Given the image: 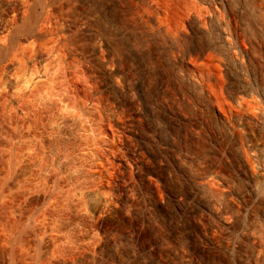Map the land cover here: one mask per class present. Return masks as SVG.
Masks as SVG:
<instances>
[{
	"label": "rangeland",
	"instance_id": "1",
	"mask_svg": "<svg viewBox=\"0 0 264 264\" xmlns=\"http://www.w3.org/2000/svg\"><path fill=\"white\" fill-rule=\"evenodd\" d=\"M229 2L234 10L238 9V18L243 25L247 43L245 44L248 48L253 52L259 49V46L264 47V35L260 34L256 27L255 10L258 8L259 1L242 0L240 3V0H229ZM243 3H246V6ZM85 4L86 14H95L98 18L100 17L92 25L91 38L74 31L73 36L63 45V48L65 47L66 51L69 49L74 51L78 47V50L74 51L73 70H76L75 66L77 68L81 65L77 56L83 57L81 61L89 62L92 70L96 69L100 73L96 84L90 85L87 77L81 75L77 79L81 83L79 85L77 82L81 93L79 98L76 95L77 88L74 89L75 85L71 79L61 76L57 80L59 82H55L58 88H55L54 97L50 101H39L32 96L34 99L32 97L24 99L17 109L10 103L8 96L1 95V92L4 94V90L0 89V264H65V262L66 264H126L128 259L126 253L135 255L141 264H236L235 256L228 257L229 255L225 254L226 241L223 247L215 248H208V245L202 242V231L209 230L211 226L217 228L216 220H204L208 213L203 210L192 214L186 209V212L178 214L176 208L179 204L174 197L176 194H182L184 196H182V202L187 205L190 202L192 204L204 202L207 206L214 198L225 201L227 191L216 179H210L206 189L196 194L197 185L194 178L196 174L208 169L205 165L206 160L212 157V159H218L217 157H221L230 148L236 153L237 148L241 146L239 140L231 141L225 137L222 124L212 118L209 110L202 106L203 99L200 92L175 74L174 56L178 54V50L180 52L193 50L201 53L208 39L217 38L214 22L211 24L212 29L205 33L199 29L198 23L192 21L194 15L204 20L208 14L213 13L211 12L213 9L201 0H85ZM239 5L245 8L241 7L239 11ZM65 9L67 11V8L59 7V14L66 13ZM19 35L14 34L13 38L17 39ZM95 36L98 39L105 37L104 53H108L110 60L115 62L114 66L120 70L124 85L126 84L125 86L136 93L134 104H130L125 92L109 84V76L102 68L103 54H92L93 41L98 40ZM41 45L37 46L38 53L41 49H51V46L47 47L44 43ZM36 51L34 50V53L31 51L30 55L33 58L38 56ZM6 56L7 53L0 56V63ZM263 60L259 62L253 59L252 63V77L259 79L258 81H264V71L257 72L260 67L264 68ZM64 61L61 60L62 63L59 65L65 72L70 67L67 61ZM50 64L52 63L47 62L45 67L37 64V67H33V71L43 70ZM20 67L18 72L23 71V67ZM255 71L257 77L254 75ZM232 73L230 71L226 77L230 91L239 82L237 76L235 74L233 76ZM30 76V74L27 75L25 85L31 87L32 91L34 87L31 81L32 76L31 78ZM4 80L6 81V76L2 67L0 68V85L4 83ZM108 84L111 87H105ZM63 87L69 89L70 93L68 92L66 96L60 90ZM65 102L67 105L70 103L69 107L77 109L78 117L81 118L73 123L75 124L73 128L77 130L80 139L69 134L50 136L46 132L55 120L61 121L60 110L61 106L63 109L67 107ZM109 108L114 109L119 116L121 115L119 122L122 120L121 122L125 123L120 122V126L117 123H110V126L104 119ZM136 110L140 112V115L135 113ZM197 121L201 122L200 125L202 124L199 136L192 132L194 123ZM63 122L61 126L64 129L67 122L65 120ZM242 123L240 127L242 130L245 129L243 132H246L242 134V139L258 143L262 139V132L254 123ZM122 125L125 127L121 128ZM126 125L129 126L126 127ZM127 128L136 132L130 133ZM40 147H43V150ZM59 148L62 152H68L69 149V152H77L79 155L82 151L91 150L92 155L94 154L91 160L95 163L90 161L84 164L81 163V159H78L81 165L79 161L76 162L77 160H71L73 163L70 164H67L70 161L60 163L64 167L66 164L67 167L72 165L81 172L78 173V178L80 177L78 182L73 181L74 189L70 192L68 187L64 185L63 189V185L59 184L61 171L66 169L59 164L56 171L60 177L58 176L55 185H49L50 188L47 186L39 188L36 186V188L33 187L34 185L30 186L31 188H25V181L30 182L36 178L47 165L48 151L51 152L50 154H56ZM133 148L143 153V160H145L139 170L135 168L133 157H131ZM235 159L236 157H233V160L223 162L221 173L229 177L237 188L243 190L246 181L240 176V164ZM59 167L62 170H59ZM150 171H154L155 175H149ZM150 179L158 187L157 197L160 196L159 198L165 204L161 210L155 209L150 200ZM99 186L111 194V197L117 198H113L114 202L116 200L114 204L117 205V209L122 211L128 208L131 211L129 215L124 216L125 218L120 216L110 218L103 215L105 217L101 216L99 219L91 217L87 223L85 221L84 233L92 231L94 235L87 242L89 248L87 245L82 249L72 247V242L69 240V242L61 241L56 246H47L45 240L48 237L44 230L49 220L42 214L57 202L56 196L63 197V199L59 197L64 204L63 211L66 210L62 211V218L68 221L76 216V210L84 209L86 206L84 201L78 203L77 208L70 204L73 191L82 189L86 191L91 187ZM128 186L132 188L133 195L141 191L144 200L138 199L133 206L126 204L122 189ZM66 188L68 191L65 190ZM187 194L190 195L189 203L185 199ZM235 208L237 210L238 206L235 205ZM244 219L245 217H241V221ZM101 223L104 228L101 227ZM135 228L143 239L140 243H137L134 238L132 231ZM10 229L16 230L18 247L22 253L15 259L6 258V254H3L4 247L8 245ZM113 238H116L117 242L114 243ZM189 242L200 251L197 255L189 256L190 260L184 262L182 256L184 250H188ZM151 244H154L153 248H149ZM91 250L92 252L96 250L97 257H94ZM263 261L264 259L261 258L260 262Z\"/></svg>",
	"mask_w": 264,
	"mask_h": 264
},
{
	"label": "bare ground",
	"instance_id": "2",
	"mask_svg": "<svg viewBox=\"0 0 264 264\" xmlns=\"http://www.w3.org/2000/svg\"><path fill=\"white\" fill-rule=\"evenodd\" d=\"M1 1L2 3L0 4V56L3 53H7V56L2 61V63H0L1 64L0 68L3 67V71L6 76V81L4 80L3 81L4 83L0 85V89H2V91L4 90V94L1 92V90L0 92L1 95H3L4 97L5 96L9 97L10 103L14 107H16V109L17 107H19L20 103H22L24 99L26 98L28 99L29 97L32 96H34L35 99L37 98V100L39 101H43V102L50 101L52 97H54L55 88H58V86L57 87L55 86L56 84L55 82L61 76L69 77L71 79V81L75 85L74 89L77 88L76 95L79 96V98L81 93L79 91L80 86L78 89L77 79L81 77V75L87 77V82L90 85L96 84L98 76L100 77L99 75L100 73L96 69L92 70V67L90 66L89 62L85 60L81 61L83 57L77 56V59L80 60L81 65L77 68H75L76 67L75 66L74 69L76 70H73L72 66L75 57L74 51H77L78 47L77 50L74 51H72V49L69 48H68L69 50L66 51L65 50L66 48L65 47H64L65 49L63 48V45L70 40L71 36H73L74 31L75 32L77 31L78 34L83 35L85 37L88 36L90 37L92 34V27H93L92 25L96 20H99L100 18V17L98 18L97 17L98 15L96 16L95 14L92 15L86 14L85 0H1ZM201 1L210 8H212L213 11L211 12L213 13L208 14V16L204 18V20H201V18L198 17V15H194L192 21L198 23L199 29H201L205 33L209 32L210 29H212L211 24L214 22L215 23L214 29L217 31L216 33L218 34V36L216 39L215 38L208 39L206 47L204 51L201 53H197L196 51L193 50H189V51L187 50L182 52L178 50V54L174 56L175 59L174 62L176 65L175 74L185 79L187 82L193 85L197 89V91L200 92L201 97L203 99L202 106L207 110H209L208 112L212 116V118H215L217 121H219L222 124V128H223L222 130L225 137L231 141L233 139L239 140L241 146L237 148L236 153L231 148L230 150H226L224 154L221 155V157L220 156L217 157L219 160L216 158L212 159L213 157L211 159L206 160L205 165L208 166V169L202 173L196 174L194 178V182L197 185L196 194H199L203 189H206V185L208 184V182H210L209 181L210 179H216L219 182V184H221L227 191V197L225 198L226 200L224 201L219 198H214L209 202L207 206H205L204 202H200L199 204H194V202L193 204L191 202L189 203L188 200L190 199V195L187 194L185 197V199L189 203L187 205L186 203L182 202L183 195L180 193L181 195L179 194L174 195L175 200L179 204V206L177 205L178 207L176 208V212L178 214L179 212L183 213L186 212V209H188L192 214L193 213L197 214L202 210L207 211L208 213V214L206 213L207 217L203 219L204 220L213 219L216 220V222L218 223L216 224L214 222L217 225V228L211 226L209 230L202 231V236H203L202 242H204L206 246L208 245V248L211 247L215 248L221 246L223 247L224 245L223 243L226 241L227 245H225L226 247L225 254L227 253V255H229L228 257L235 256L236 264H260V263L263 264L264 261L260 262V260L261 258L264 259V81H258L259 79L257 80V78L255 79V77L253 78L251 73V68H252L253 59L259 62L264 59V47L259 46V49L253 52L248 48V45H246L247 43L244 35L243 25L240 23L238 18V13H237L238 9L234 10L233 7L230 6L229 0H201ZM240 1H241L240 3H242V0ZM247 1L245 0V2ZM258 1H259V5L257 10H255V15L257 17L256 27L260 32V34L264 35V0H258ZM243 5L246 6V3H243ZM245 6L239 5L238 6L239 11L242 8H245ZM59 7L61 9L67 8V11L65 9L66 13L64 12L65 14L64 13L59 14L60 13L58 12ZM158 18L159 17H157V19ZM14 34H20L19 38L17 39L13 38L17 36V35L14 36ZM93 35H94V31H93ZM95 38L97 37L95 36ZM94 41H93L92 54L95 55L103 54L102 68L105 71V73L108 74L109 76L110 79L109 84L113 86L115 89L117 88V90L119 89L125 92L129 97L128 100H130L129 101L130 104H134L136 100V93H134L133 90L130 89V87L128 88L127 86H125L126 84L124 85V82L122 80L123 77L121 76V72H119L120 70H118L117 67L114 66L115 62L113 63L112 60H110L108 53L106 52L104 53V48L106 43L105 37L99 38L98 40L94 39ZM42 43L46 44L47 47L51 46V49L50 50L41 49L39 50L38 53L37 46L41 45ZM34 50L35 51L37 50L35 52L36 54L38 53L37 54L38 56H36V58H33L30 55L34 53ZM64 57L65 59H63ZM61 60L63 62H65L64 60L67 61L70 67V68L68 67L69 70H66L65 72L63 71V68L60 67L59 65V63H62ZM47 62L52 63L50 64L51 66L49 65L50 67L47 66L48 68L46 67L43 70L37 69L38 71L36 70L33 71V67L34 66L37 67L36 66L37 64H41L40 66L45 67V64H47ZM20 66L23 67V71L21 70L22 73L20 71L19 72L17 71L19 68H21ZM259 70L263 73L264 68L260 67L257 72H259ZM230 71L233 72L232 73L233 76L235 74L239 80L237 86L233 87L231 91L229 90L228 88L229 86L226 82V77L229 75ZM28 74L32 76L31 81L33 82L32 86L34 87L32 88V91L30 90L31 87L29 88V86L25 85V81H27L26 77ZM254 75L256 76V71ZM80 84L81 83H79V85ZM109 84L105 87H109L110 86ZM60 90L63 91L65 96L69 92L68 91L69 89L67 87H63ZM101 96H103L102 93ZM34 98L32 97V99ZM66 102H65V106L68 104V102L67 104ZM69 106L70 103L64 109L61 106V110H60L61 114L59 113L60 114L59 117H61V121L65 120L67 122L66 127H64L63 129V126H61V123L64 124L63 121L59 122V120L58 121L55 120L54 123H52V125H50L49 129L46 131L48 135L51 136L52 134L55 135L69 134L70 136L79 138V134L77 130H74L73 128V125H75L73 123L76 122L77 119L79 120L81 118L78 117L79 115H78V111H76L77 109L75 110V108L73 109L72 106L71 107ZM135 113L137 115H140V112L138 110H136ZM104 116H105L104 119L107 122H109V124L117 123L119 125L120 122L122 121L121 120L119 122V118L121 117V115L119 116L114 111V109H110ZM242 122L254 123V125H256V127L262 132V139L258 143L248 142L242 139V134L246 133L243 132V130L245 129L242 130V128L240 127V124ZM199 123L201 122L197 121L196 123H194V127L192 128V132L196 136L197 135L199 136L200 135L199 133H201L200 129L202 124L200 125ZM123 126L124 125H122L121 128H123ZM128 126L129 125H126V127ZM127 131H129L130 133L136 132V131H132V129L128 130V128ZM41 149L43 150V147ZM66 152L60 151V148L56 154H50L51 152L49 153L48 151L49 158L47 159V157L45 156L47 161L49 160L48 162H46L47 165L45 164L46 166L44 169L42 170L39 169L41 171L36 178L32 179L30 182H27L26 180L24 187L26 188L34 185L33 187L38 186L39 188L40 186H44V187L47 186L50 188L49 185L54 184L56 180H58L57 178L60 177L56 171V168H58V164L61 166L60 163L62 161L63 162L70 161L67 164H70L71 162L73 163V161L75 160H77L76 162L79 161L78 163L80 164V160L78 159H81V163L83 162L84 164L85 162L90 163V161H93L91 159L93 158L92 156L94 154L92 155L91 150L85 152L82 151L80 155L77 154L76 150H75L76 153H71V151L69 152V149L68 152L67 153ZM142 154L143 153H141L139 150L134 148L132 149L131 157H133L134 166L137 170L141 168V165L145 161L143 160L144 157ZM233 157H236L235 160L239 162L240 164L239 174L246 181L245 182L246 186L245 188H243V190L237 188L229 177L221 173V167L223 162L224 163H226L227 161L229 162V160H233ZM66 165L65 167L61 166L66 169L65 171L63 170L64 172L61 171L62 175L59 178L60 179L59 184L63 185V189H64V185L68 187L69 191L67 190V188L65 190L70 192L74 189L73 181L78 182V180L80 179V177L78 178L79 176L78 173L81 172L75 169L76 167L72 165L70 166L68 165L69 167H67ZM61 167H59V170L61 169ZM83 170L84 169L82 168L81 171L83 172ZM150 174L151 176L155 175L154 171H150L149 175ZM77 184L79 185V183ZM123 188L124 189H122V191L124 197L126 198L125 200L126 204L128 203L133 206L138 199L139 201L142 198H143L142 200H144L141 191L139 192L137 191L136 194L133 195L131 187L128 186ZM149 191H150L149 195L151 194L150 200H152L153 206L155 207V209L161 210L163 208V205L165 204L163 200L159 198L160 196L157 197L158 187L155 185L154 182H152L151 179H150ZM44 195L47 197L46 194ZM59 197L63 199V197H61L60 195L56 196V198L58 199V200L56 199L57 202L54 203L53 206L50 205L51 207H49V210H46L44 214H42L44 218H47L49 220V224L47 223L48 226L47 228L45 227L46 229L44 230L47 233V237H48L45 240L47 246L48 245L56 246L57 243L61 241L69 240L72 242V247L73 246L77 248L81 247L80 249H82L83 247L85 248L87 242H89V240L94 236L91 233L92 231L90 233L85 231L84 233L83 229H84L85 221L87 223V221L90 220L91 217L93 218L96 217V219H99V217L103 215L110 218L111 217L117 218L119 216L125 218L124 216L127 217V215H129L128 213L131 212L128 210V208L123 209L122 211H120V209H117L116 207L117 205L114 204L116 200L114 202L113 199L115 197H111V194L107 193L103 187L101 186L95 188L91 187L86 191H83V189L73 191L71 202L69 201L70 204L74 208H77L78 207L77 204L80 202L82 203L84 201L85 202L84 205L86 206L84 209L81 208V210H76L77 214L74 218H71V220L68 219V221L67 220L64 221L63 220L64 218H62L63 216L62 211L64 210L63 208L64 204H62V199L60 200ZM235 205L238 206L237 210L235 208ZM241 217H245V219L241 221ZM102 223H101V227L104 228L102 226ZM132 232L134 233V238L136 242L140 243L141 240H143L140 235V232L136 228ZM9 233L10 234L8 235L9 237L7 241L8 245L4 247L5 249H3V251L5 253L3 252V254L4 255L6 254L7 256L6 258L15 259L20 257V255L22 254L21 250L18 247V238H17L18 234H16L15 229H12ZM115 239L116 238L112 239L114 243L117 242ZM88 246L89 245H87V247ZM153 247L154 244L149 245V248H153ZM92 251L93 250H91V253L94 255V257H97V253L95 252L96 250L94 252ZM199 251L200 249H196L194 247V244L193 243L191 244L189 242L188 250L186 251L184 250V255L182 256L183 261L186 262L187 260H190V258L188 259V257L189 256L192 257V255L194 254L196 255L199 254ZM126 255L128 257V259L126 260L127 261L126 264H141L140 260L135 255H131L129 253H126Z\"/></svg>",
	"mask_w": 264,
	"mask_h": 264
}]
</instances>
